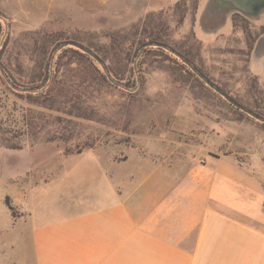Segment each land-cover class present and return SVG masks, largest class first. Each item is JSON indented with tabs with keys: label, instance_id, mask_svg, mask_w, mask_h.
<instances>
[{
	"label": "rangeland",
	"instance_id": "374dc122",
	"mask_svg": "<svg viewBox=\"0 0 264 264\" xmlns=\"http://www.w3.org/2000/svg\"><path fill=\"white\" fill-rule=\"evenodd\" d=\"M176 3L0 0V122L8 137L23 146L21 150L0 146V208L6 207L12 178L19 187L57 179L86 153L97 160L124 163L129 171L144 158L183 169L231 155L237 165L264 181V75L256 77L249 69L244 29H250V22L237 16L233 34L199 42L194 1L186 0L178 9ZM150 13L156 14L153 30L158 21L168 22L161 34L181 53L189 52L197 68L169 48L162 53L147 45L138 52L148 37L145 32L152 31L149 25L143 28ZM218 24V19H204L206 31ZM114 32L127 33L118 49V78L109 74L95 52L90 54L103 78L65 51L102 49ZM49 62L55 74L53 107H36L11 91L5 69L29 77ZM241 104L260 105L263 117L240 108ZM30 109L44 118L40 137L55 135L54 142L33 143L23 122Z\"/></svg>",
	"mask_w": 264,
	"mask_h": 264
},
{
	"label": "crops",
	"instance_id": "0c3cea01",
	"mask_svg": "<svg viewBox=\"0 0 264 264\" xmlns=\"http://www.w3.org/2000/svg\"><path fill=\"white\" fill-rule=\"evenodd\" d=\"M198 2L200 41L233 34L238 15L250 22L249 69L263 76L264 10L217 16L210 0ZM206 17L219 20L208 32ZM75 161L40 184L11 179L0 264H264V181L231 155L183 169L144 158L129 171L93 153Z\"/></svg>",
	"mask_w": 264,
	"mask_h": 264
},
{
	"label": "trees",
	"instance_id": "16d2710c",
	"mask_svg": "<svg viewBox=\"0 0 264 264\" xmlns=\"http://www.w3.org/2000/svg\"><path fill=\"white\" fill-rule=\"evenodd\" d=\"M186 0H178L176 3V9L179 8L182 4H185ZM195 4V10L196 13H198L199 9V2L198 0H193ZM163 13V12H162ZM156 16L155 13H150L147 15L146 19L143 21L144 26L143 28L148 27L149 29H152L150 32H145V34H148V37L145 39V41H142L140 44V47L138 49V52L140 51L141 47L143 46H153V47H158L156 49L157 51L155 52H166V48H169L172 51L179 52L181 56H183L184 60L186 62H189L192 64L193 67L197 68L196 64L188 58L190 55L189 52L186 54L181 53L178 51L176 45L174 46L171 41L168 38H165L163 34L164 32V25L165 28L168 29V22H166L163 25L162 21H158L157 23L154 24V30H153V21L154 17ZM239 17L244 18L241 15H238ZM247 20L246 18H244ZM196 22V18H195ZM146 28V30L148 29ZM132 29H138L137 27H133ZM250 29L245 28L244 32L247 35V42L248 46L252 47L254 43V36ZM154 31H157L158 33H155ZM195 33V32H194ZM196 35V34H195ZM253 36V39L252 37ZM110 38V44L107 47H102V49L97 48L96 46H87L86 47V52H83L79 49L70 47L68 49H65V51L72 53L71 56L74 55L75 58L79 62L84 60V65L90 72L96 77H105L104 73L102 70L98 67L97 62L95 59L91 56L90 52H95V56L98 57V59L103 63V65L107 68L109 74L113 76L114 78L120 77V72L119 69H117L118 62L120 60L119 55H118V49L121 45V43L127 38V33L126 32H114L108 35ZM199 42V38H197ZM89 52V53H88ZM137 52V53H138ZM147 54L150 52L154 51H145ZM100 54H103L101 57ZM72 58V57H71ZM167 60L171 62H175L176 59L171 57V55H166ZM109 61V62H108ZM60 63V61H59ZM177 65V60L175 62ZM181 66L185 67L184 64H181ZM8 68V67H7ZM5 69V68H4ZM5 75L7 76L9 86L11 91L18 96L19 98H26L29 104L34 105L36 107H45L46 105H49L51 107L54 106L55 104V74L52 75L50 72V62L46 65L45 68L42 67V71L38 72L35 71L33 74H31L29 77H23L19 72H13V70L9 71L7 69L4 70ZM17 75H16V74ZM204 77V73L200 72ZM19 76V77H18ZM51 80V83L46 87L45 84ZM240 108L245 109L246 111H250L251 113L255 114L257 117H263L261 113H258V110H260L261 106L256 105L254 108H249L248 106H244L241 104ZM264 110V106L262 107ZM257 109V110H256ZM31 111V109H30ZM26 115H23L24 118V125L27 128V131L29 132V135L31 139L33 140V143L38 140H45L46 142H54L55 141V135H46V137L43 139V137H40V132L44 129V125L42 123V120H44L43 117H36L32 114L28 113V110H26ZM41 120V121H40ZM8 130L4 129L2 127V123L0 122V146L5 147L7 149H13V150H21L23 148L21 143L14 142L10 137H8ZM6 136V137H5ZM82 153L81 151L78 152V154ZM7 205L9 206V209L13 211V208L10 206V203L7 200Z\"/></svg>",
	"mask_w": 264,
	"mask_h": 264
},
{
	"label": "water",
	"instance_id": "95a60500",
	"mask_svg": "<svg viewBox=\"0 0 264 264\" xmlns=\"http://www.w3.org/2000/svg\"><path fill=\"white\" fill-rule=\"evenodd\" d=\"M215 5H217L216 11L212 9ZM263 10L264 0H210L207 14L215 13L219 16L224 12H237L254 18L261 14Z\"/></svg>",
	"mask_w": 264,
	"mask_h": 264
}]
</instances>
